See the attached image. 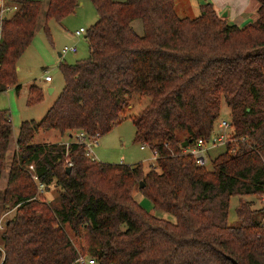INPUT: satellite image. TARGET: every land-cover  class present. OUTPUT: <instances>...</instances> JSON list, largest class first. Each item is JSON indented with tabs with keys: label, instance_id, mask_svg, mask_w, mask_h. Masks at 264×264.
<instances>
[{
	"label": "trees",
	"instance_id": "16d2710c",
	"mask_svg": "<svg viewBox=\"0 0 264 264\" xmlns=\"http://www.w3.org/2000/svg\"><path fill=\"white\" fill-rule=\"evenodd\" d=\"M81 1L48 0L46 20L61 21ZM91 1L89 56L61 63L59 95L40 120L20 124L0 202L14 209L0 234V264H80L86 253L95 264H264V206L240 198L228 224L231 196L264 197V0L242 27L209 1L196 17L178 15L174 0ZM13 2L17 9L0 25V91L15 85L18 92V60L42 3ZM44 31L50 35L46 24ZM134 95L150 97L131 116L134 141L159 152L148 169L91 160L82 144L67 151L60 141H34L40 130L103 135ZM43 97L41 86H29L28 105ZM223 102L232 135L210 168L200 166L182 143L209 139ZM11 132L10 115L0 110V180ZM30 164L52 197L37 195ZM134 189L175 220L145 209Z\"/></svg>",
	"mask_w": 264,
	"mask_h": 264
},
{
	"label": "rangeland",
	"instance_id": "374dc122",
	"mask_svg": "<svg viewBox=\"0 0 264 264\" xmlns=\"http://www.w3.org/2000/svg\"><path fill=\"white\" fill-rule=\"evenodd\" d=\"M40 1L42 4L35 35L31 44L18 60L16 85H20V90L17 92L15 85H12L10 86L11 88L0 91V110H6L11 119V141L13 135L19 130L22 121L31 119L37 121L40 120L61 92L64 86V78L60 70V64H74L77 61L86 59L89 56L85 33H82L79 36L75 34V31L80 28L87 30L97 20L96 9L91 0H82L81 3L77 5L75 11L66 15L61 21H56L54 19L46 20L45 12L48 0ZM179 1L181 2V6L184 5L187 12H184L182 7L180 8L179 6L177 9L178 15L196 17L201 12V5L209 0H177V5L179 4ZM254 2L258 4L256 0H254ZM10 3H12V1H10ZM226 9L227 7H224L222 11H220V14H223ZM10 14H12V12L7 11L4 16H8ZM45 24L49 29L50 35H47L44 31ZM132 24L138 33H142V26L139 20L133 21ZM64 46H77V51L60 55ZM45 75H49L52 78V81L49 82V84H44ZM33 83L42 87L44 97L40 102L28 105V88ZM48 85L54 88V92L49 93L47 89ZM149 101V96L134 95L130 99V103L128 105L129 110L126 109L123 111L122 116L124 118L120 122L114 124L108 132L101 135L98 140V145L94 147L95 158L97 161L126 164L142 163L145 169H148L149 166L152 165L154 162L152 150L148 147L142 149L141 146L143 144L134 141L135 127L131 119L132 114H137L141 111L149 103ZM222 119H230L229 108L225 102L221 104V112L215 123V130L218 129V120ZM230 132L232 133V131ZM230 132H228V135L231 134ZM177 135L182 137L184 133L182 130H177ZM70 140H72V137L68 135V132L60 134L56 130H40L35 135L34 139L36 143L47 141L65 142ZM16 149V145H10V148H8L7 151L0 180V202L6 184L11 159L13 154L16 152ZM224 149L225 145H217L210 148L208 151L207 168L211 167V159ZM51 193L54 192H44L43 195L45 198H50L52 197ZM133 195L134 198L148 211L159 217L172 221L175 220L172 214L164 210L155 209L152 202L147 197L142 195L138 189H134ZM240 198L254 201L253 207H261L262 205L260 198L254 195L231 196L228 214L229 225H234L237 220L236 207L239 204ZM13 215L14 209L4 210L0 206V219L3 216V225L4 221ZM1 231L2 229L0 230V234ZM0 246L2 247L1 242ZM87 254L88 253L85 255L87 256Z\"/></svg>",
	"mask_w": 264,
	"mask_h": 264
},
{
	"label": "built area",
	"instance_id": "2783aa9c",
	"mask_svg": "<svg viewBox=\"0 0 264 264\" xmlns=\"http://www.w3.org/2000/svg\"><path fill=\"white\" fill-rule=\"evenodd\" d=\"M12 1V3H10ZM17 9V5L13 2V0H0V14L3 17L7 11L14 12ZM86 30L84 28H80L75 31L76 35H81L85 33ZM77 46H64L61 50V55L68 53V52H76ZM46 81L51 80V76L45 75L44 78ZM217 130L212 132V135L209 139L204 140L199 138L195 143L189 144L186 147H182L183 153L190 154L194 157L196 163L200 166H206L208 163V151L210 148L215 147L217 145H226L227 140L229 138L228 132L232 129L230 119H222L218 120L217 123ZM100 133L96 132L92 135L85 133L84 131H77L73 136L72 140L63 142L65 144L66 150L68 151L69 146L72 143L82 144L84 147V155L91 159L96 160L94 147L98 145V140L100 138ZM149 147L148 144L143 143L141 148ZM153 152L155 161L156 158L159 156V152L157 149L150 148ZM66 165L71 166L73 163L70 160H66ZM29 170L31 173V177L36 182L37 185V195H41L45 192V184L39 181L37 174L34 172V166L32 164L29 165ZM262 205L264 206V197L260 199ZM3 229V216L0 219V230ZM0 250L3 249L0 246ZM80 264H95L94 258H88L84 255H80L77 260Z\"/></svg>",
	"mask_w": 264,
	"mask_h": 264
},
{
	"label": "crops",
	"instance_id": "0c3cea01",
	"mask_svg": "<svg viewBox=\"0 0 264 264\" xmlns=\"http://www.w3.org/2000/svg\"><path fill=\"white\" fill-rule=\"evenodd\" d=\"M174 1H175L176 12H177V9L179 6H180V8L182 7V10L184 12H187L185 10L184 5L181 6L180 1H179L178 5H177V0H174ZM209 1L213 3L215 11L220 16L222 15V14H220V11H222V9L224 7H227V9H226L227 14H226L225 18L227 19L229 24H236V25L242 27V26H245L248 23L252 22L257 17L258 4L256 2H254V0H209ZM3 17L0 14V25H1V20ZM17 69H18V66H17ZM51 81H52V78L49 81L45 80L44 84H49V82H51ZM9 88H11V87L8 86L5 90H7ZM47 89H48L49 93L54 92V88L52 86L48 85ZM18 131L13 135L12 141L10 139L11 144L9 143V148H10V145H14V146L16 145ZM16 148H17V146H16Z\"/></svg>",
	"mask_w": 264,
	"mask_h": 264
},
{
	"label": "water",
	"instance_id": "95a60500",
	"mask_svg": "<svg viewBox=\"0 0 264 264\" xmlns=\"http://www.w3.org/2000/svg\"><path fill=\"white\" fill-rule=\"evenodd\" d=\"M226 14H227V12L225 11L221 16H222V17H226ZM188 142H190V141H184V142L182 143V147H186V146L188 145ZM67 169H70V167H67ZM143 185H144L143 183L140 184L141 187H142ZM231 261H232V264H238L237 261L234 260V259H232Z\"/></svg>",
	"mask_w": 264,
	"mask_h": 264
}]
</instances>
